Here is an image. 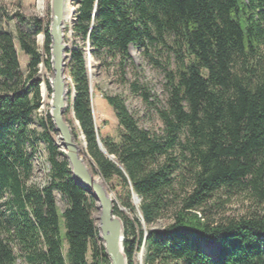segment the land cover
<instances>
[{"label":"trees","instance_id":"obj_1","mask_svg":"<svg viewBox=\"0 0 264 264\" xmlns=\"http://www.w3.org/2000/svg\"><path fill=\"white\" fill-rule=\"evenodd\" d=\"M72 1V34L81 46L68 51L70 108L92 172L125 191L121 206L133 216L117 207L114 213L127 264L142 246L143 264H264V0ZM15 17V36L0 30V264H16L11 246L25 264H109L92 218L95 202L71 178L48 113L37 120L41 133L30 128L41 106L34 77L39 65L51 70L48 27ZM40 33L42 52L35 44ZM14 38L28 58L26 76ZM86 45L95 55L120 56L121 66L130 46L150 60V49L166 50L174 69L162 68L159 134L139 128L118 97H107L121 131L117 142L100 138V151ZM39 143L50 167L42 187L28 184ZM55 192L66 204L61 213ZM236 196L248 202L244 215L215 219L211 210ZM169 210L164 231L142 230Z\"/></svg>","mask_w":264,"mask_h":264},{"label":"rangeland","instance_id":"obj_2","mask_svg":"<svg viewBox=\"0 0 264 264\" xmlns=\"http://www.w3.org/2000/svg\"><path fill=\"white\" fill-rule=\"evenodd\" d=\"M50 2L51 0H42V8L39 9L38 0H0V30L11 33L15 36L14 28L17 25L18 19L15 17V14H18V16H21L24 20L33 18L41 20L43 22V27L47 26L49 29L51 14ZM66 7L69 12L67 14L68 17L64 22L63 35L64 43L69 51L75 46H81V42L72 34V23L74 21L73 15L75 10L73 1L67 0ZM43 38L42 33L35 36V44L40 52H42L43 48ZM13 44L17 52L20 71L26 76L28 58L20 51L18 42L15 38ZM90 50L91 48L89 46L86 45L84 47V60L89 85L90 106L98 140L100 138H111L117 142L121 131L112 108L105 100L107 97H118L124 103L127 112L135 120L139 128L150 133L159 134L162 129V123L157 116L156 110L161 109L166 100L162 68L168 66L169 69H174V61L168 55L166 50L160 46L156 49H150L149 56L152 58V60H150L143 54L142 50L130 46L128 48V57L123 60L122 66L120 65V56L114 58H110V56L106 55L99 56L92 54ZM52 75L51 70L48 71L44 65H39L38 71L34 77V81L39 82L41 106L36 115H34L30 128L37 133L43 131L38 125L37 120L39 118L45 119L46 113L49 114L50 93L48 94L46 90L45 97H43L42 88L46 87V82L48 83L52 78ZM66 78L67 89L70 93L68 94L66 101L67 108L64 113V119L70 125L76 145L78 148L82 149L80 151L91 170L90 166L94 165L88 155H86L83 136L79 131L77 122L75 121L70 108V103L74 96V88L68 76L67 68ZM133 86L138 88L137 91L134 92L132 90ZM143 94L148 96L147 103L143 100ZM50 136L55 143L58 136L54 133H50ZM47 156L48 153L46 146L43 143H39L32 162L33 172L28 181L29 185L42 187L48 182L50 167L47 162ZM105 185L112 194L120 211L127 217L132 218L133 214L121 206V202H126L125 191L118 185L117 181L113 180L109 185L106 183ZM110 185L114 188L113 191L110 190ZM55 200L58 211L61 213L66 204L57 192H55ZM130 201L135 208L136 216L140 217L138 211L140 200L137 203L135 199L131 198ZM221 201H224L223 196H221L219 202ZM222 205V209L213 208L211 210V214L215 219H219L220 217L238 218L243 216L248 207V202L239 196H236L232 197L228 202H224ZM97 216V211H94L92 213L93 220ZM171 222L172 211L169 210L153 225L146 227L143 223L142 230L144 232L147 230L164 231ZM11 247L14 255L17 256L16 264H25L23 258L19 257L22 254L20 250L15 246ZM87 260L90 261L89 253L87 255ZM143 261L144 247L142 246L135 254L133 264H143Z\"/></svg>","mask_w":264,"mask_h":264},{"label":"water","instance_id":"obj_3","mask_svg":"<svg viewBox=\"0 0 264 264\" xmlns=\"http://www.w3.org/2000/svg\"><path fill=\"white\" fill-rule=\"evenodd\" d=\"M67 0H51L50 23L48 35L50 38V69L52 78L48 81L50 91L49 118L53 132L59 137L60 144L56 145L68 164L71 178L82 187L95 202L98 216L94 218L98 240L101 242L104 254L109 264H127L123 251V227L121 219L114 213V207L120 211L104 180L92 173L76 146L73 131L64 119L69 94L67 89L66 68L69 61L68 47L64 43V22L68 14ZM97 144L105 153L99 140ZM85 146V143H84ZM133 199L139 201L136 195Z\"/></svg>","mask_w":264,"mask_h":264},{"label":"bare ground","instance_id":"obj_4","mask_svg":"<svg viewBox=\"0 0 264 264\" xmlns=\"http://www.w3.org/2000/svg\"><path fill=\"white\" fill-rule=\"evenodd\" d=\"M38 6H39V9L42 8V0H38ZM69 12V11H68ZM68 16H66V19H67ZM46 87H43L42 88V94H43V97H45V93H46ZM49 104H50V101H49ZM66 106H67V103H66ZM56 142V145H59L60 144V141H59V137H57V139L55 140ZM77 146V145H76ZM78 148V147H77ZM78 150H82L80 148H78ZM80 153L82 154V152L80 151ZM86 161V160H85ZM92 172V169L90 170ZM93 173V172H92ZM136 200V199H135ZM136 202L138 203V201L136 200Z\"/></svg>","mask_w":264,"mask_h":264}]
</instances>
